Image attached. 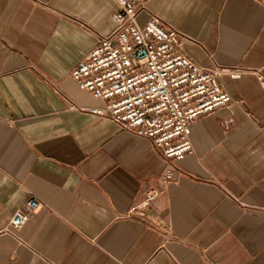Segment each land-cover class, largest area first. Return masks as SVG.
I'll return each instance as SVG.
<instances>
[{"label":"crops","instance_id":"0c3cea01","mask_svg":"<svg viewBox=\"0 0 264 264\" xmlns=\"http://www.w3.org/2000/svg\"><path fill=\"white\" fill-rule=\"evenodd\" d=\"M145 5L140 21L184 34L231 97L195 119L165 182L151 141L90 113L105 101L69 74L113 29L115 1L0 0V264H264V0ZM29 196L40 206L11 231Z\"/></svg>","mask_w":264,"mask_h":264},{"label":"built area","instance_id":"2783aa9c","mask_svg":"<svg viewBox=\"0 0 264 264\" xmlns=\"http://www.w3.org/2000/svg\"><path fill=\"white\" fill-rule=\"evenodd\" d=\"M114 1L113 29L98 34L96 44L69 74L80 89L105 101L103 107H90V113L151 141L166 164L161 178L165 182L173 177L175 163L193 151L190 134L195 119L230 104L220 79L224 69L190 58L182 50L186 36L157 14L148 12L141 22L147 0ZM257 79L264 85V75ZM159 192L149 190L127 214L144 215ZM39 206L35 196L25 199L12 213L9 229H20ZM152 222L166 229L159 216ZM168 264L177 263L171 259Z\"/></svg>","mask_w":264,"mask_h":264}]
</instances>
